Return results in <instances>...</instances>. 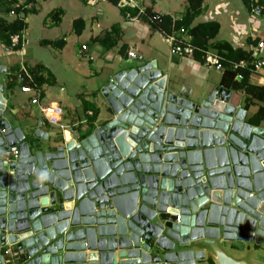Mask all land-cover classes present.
Here are the masks:
<instances>
[{
	"label": "water",
	"instance_id": "obj_1",
	"mask_svg": "<svg viewBox=\"0 0 264 264\" xmlns=\"http://www.w3.org/2000/svg\"><path fill=\"white\" fill-rule=\"evenodd\" d=\"M124 65L101 89L111 117L47 152L3 118L0 84V264L4 245L24 250L21 264H204L188 247L262 248L264 127L222 86L195 104L156 65ZM12 135L20 156L6 161ZM214 252L212 263L247 264Z\"/></svg>",
	"mask_w": 264,
	"mask_h": 264
},
{
	"label": "rangeland",
	"instance_id": "obj_2",
	"mask_svg": "<svg viewBox=\"0 0 264 264\" xmlns=\"http://www.w3.org/2000/svg\"><path fill=\"white\" fill-rule=\"evenodd\" d=\"M206 1L207 8L202 9L201 16L197 17L193 21V24L203 21L204 17L211 20L217 19L220 22L221 29L215 40H225L232 44L234 41L230 28L231 15H229V10H237L238 1ZM222 3L225 5V10L223 12L222 10L216 11V7L219 4L222 6ZM147 4H154V8L157 10L171 12L174 16L179 17L187 6V0H147ZM35 9V13H30L25 18L28 32L25 48L27 56L23 58L26 65H29L31 57L45 62H51L52 70L58 75V84L46 87L48 101L59 102L62 109L67 112L68 119L71 120L74 115L71 107L76 108L80 99L82 100L83 97H86L100 113L98 121H96L97 119L90 120L86 116V119L89 120L87 123L88 126L97 125L110 118L111 116L107 110L108 104L101 93V89L108 81L110 75L118 73L121 70H128L130 66L122 64L119 54L115 49L107 53L100 44H94L92 37L95 39V31L100 32L107 28L109 30L113 24H123L124 17L121 15L120 9L105 0H98L94 6H90L81 0H39L35 4ZM60 10L63 14L60 15V21L56 23L53 15ZM215 12L218 15H213ZM83 16L88 17V20L86 21L84 31H82L81 35H78L74 30H71L72 22ZM249 16L253 18L251 15ZM240 20L245 25H249V21L243 13L240 15V18L236 19V22ZM131 25H127V28H131ZM133 25L138 27V30L144 37L145 45L149 46L148 53L150 54L152 50H156L154 54L158 55L159 62L163 63V71L166 72L169 88L180 91L182 86H179V81L182 77H185L187 82L185 85L187 84L186 87L191 90L189 98L191 102L200 104L210 99L211 95L219 87L218 83L221 77L219 71L204 64H202L199 71L194 73L190 72L189 68L183 69L182 71H178V67L172 70L168 69L167 56L169 45L165 42L162 35L157 30L150 32V34H153L152 37L147 35V30L151 31L152 29L146 22H133ZM141 26L144 27V30L141 29ZM260 31L261 33L259 34L261 35L259 36L264 37V21L262 22ZM248 32L244 33L242 38L247 37ZM62 38L65 41V47L62 52L51 45L47 47L40 44L43 40L56 41ZM150 38L152 39L150 40ZM80 44L88 46L92 51L91 61H89L90 55L88 53H80L78 51V48L81 46ZM243 44L247 48L246 42ZM150 58L152 57H147L146 59ZM4 79L3 74L0 73V84H2ZM60 86H64V92H60ZM3 93L7 100V109L3 113V118L9 122L12 129L21 128L23 130L26 136V142L32 153L39 151L47 152L59 146L61 141L57 128H52L54 136L49 134V139L46 141L35 137L40 114L34 106L28 105L27 114L18 112L12 115L11 108L18 106V90L12 89L8 85ZM232 93L234 94L232 102L239 101V104L242 106L244 95L237 94L234 91ZM76 110L82 115L78 119H83L84 113H82V110L79 108ZM256 110L257 108L255 107L251 108L247 112V116L250 117ZM262 243L263 246L261 249H255L252 243H238L236 241L233 244L226 245L216 240L214 246L208 247L204 242L200 241L198 245H192L188 249L205 251L208 259L204 261V264H215L209 260L215 256L214 248L221 250L225 255L237 261H244L247 264H264V241ZM178 249L184 250L185 248L179 247Z\"/></svg>",
	"mask_w": 264,
	"mask_h": 264
},
{
	"label": "crops",
	"instance_id": "obj_3",
	"mask_svg": "<svg viewBox=\"0 0 264 264\" xmlns=\"http://www.w3.org/2000/svg\"><path fill=\"white\" fill-rule=\"evenodd\" d=\"M3 1L4 0H0V16L4 17L7 21H12L14 19L15 15H10L9 13H7V14L4 13V8L7 6L10 9L11 5L8 3H6V5H4ZM22 1L25 2V0H22ZM37 1H39V0H35V2L29 4L25 7L29 8L31 5L35 8V4ZM97 1L98 0H88L87 4H89L90 6H94V4ZM224 1H227V0H224ZM237 1L239 3L237 10H229V15H231L230 28H231V32L233 34V41H234V42H232L231 45L233 47H241L243 49L249 50V47H250V44L248 43L249 40L250 41L251 40H256V41L263 40L264 41V37L259 36V35H261L259 33H261L260 29L262 28V22L264 21V15L259 16V17H255V18H251L249 16V12L247 10L245 1L244 0H237ZM206 2H207L206 0H202V3H201L202 9L207 8ZM187 4H188V0H187ZM148 6H149V8H151L152 11L159 13L161 15H168L172 19L178 18V16L177 17L174 16L171 12H165V11L157 10L156 8H154V4L148 5ZM218 10H222V12H223V10H225V5L222 3V6H220V4H219L216 7V11H218ZM242 13L245 17H247V20L249 21V25H245L241 20L236 22V19L240 18V15ZM27 15H29V13ZM213 15H218V14H216V12H215V13H213ZM8 16H10V17H8ZM25 18H26V16H25ZM79 19L83 20L84 29H85L86 21L88 20V17L83 16L82 18L80 17ZM203 21H215V22H217L219 24V31H220L221 25L217 19L211 20V19H208L207 17H204ZM138 22H140V21H138ZM134 23H135V21H134ZM118 24H119V28H120L121 38H120L119 44L117 45L115 50L119 54V57H120V60L122 61V64L124 65V62L126 61V58H125L126 52L128 50H133L137 54H140L142 56V60L139 63H144L147 61H151V62L155 61L156 65H157L156 67L160 71H162L163 74L166 75V72L163 71V63H160L158 55L154 54V52L156 50L154 49L151 51L150 54L148 53L149 46L145 45L144 37H143L142 33L138 30V27L133 25V22H131L132 25L129 24V22L126 21L125 19H124L123 24H120V23H118ZM127 25H131V28H127ZM141 29L144 30V27L141 26ZM71 30H73V28H71ZM107 30H108V28L105 29L104 31H107ZM155 30H157V32L161 35V33H160V31H158V29H155ZM152 31H154V30H151V31L147 30V35H150V37H152L153 34H150V32H152ZM247 31H249L247 34V37L245 36L244 38H242V35H244V33H247ZM95 32H96L95 39L92 37V41H94V44H99L98 39H99L100 35L102 34L101 32H103V31H100V32L95 31ZM27 34H28V32H27V24H26V28L24 30V45H23V50H22L23 52H20V53L18 52V50L14 51V50H11V49L3 46V43L0 42V68L3 67V70L0 69V73L3 74L4 78L8 77V81L6 83V86L9 85L12 87V89L18 90V92H19V101L17 103L18 106L15 108L12 107L11 113H12V115L17 114L18 112L27 114L28 105L34 106L40 114L38 121H41V123H42L41 127H42V129H44L45 132L53 133L52 128H57L59 130V133H60V139H62V137L65 139H69L75 134L76 130L78 129L77 127L84 128V127L88 126L87 123L89 120L86 119V116L89 117V115L87 114V112L89 110H84L83 104H82V100H85V101H88V100L86 97H83L82 100L80 99V102L76 108L71 107L72 112H74L73 118H71V120L68 119V115H66L67 112L64 109H62V106L59 102L48 101L47 95H46V87L57 85L58 84V75L56 74L55 71L52 70V64L50 61L45 62L43 60L31 57L29 65L25 64L23 57L27 56V51L25 49L26 45H27V39H26ZM81 34H82V32H81ZM81 34H79V35H81ZM151 39L152 38H150V40ZM163 39H164V37H163ZM43 41H45V40H43ZM43 41L40 42L41 45L47 46V47L50 46L47 44H43ZM49 41H53V40H49ZM243 41L246 42L247 48H245ZM82 45H84V44H82ZM121 45H125V49L122 53L119 52V47ZM84 46L86 47V50L81 52L80 48H78L79 49L78 51L80 53H85V52L88 53L90 55L89 61H91L93 53L88 46H86V45H84ZM64 47L65 46H63V48H61V49H59V48H57V49H59V51L62 52V50H64ZM110 52H111V50L107 51V53H110ZM147 57H152V58L146 59ZM202 64H204V63H200V62L196 61L195 59L171 55L169 52V49H168L167 66L169 67L168 69H170V70H172L176 67H178V71H182L183 69L189 68L190 72L194 73V72L200 70ZM204 65H206V64H204ZM37 66H40L44 69V70L40 69L39 75H41L43 77V79H45V81L42 84H40V85L37 84L41 90L39 105L38 104L37 105L32 104L30 102V99L33 96V93H22L20 91V87L31 85V81L34 80L33 75L31 74V70ZM166 77H167V75H166ZM179 83H180L179 86L180 85L182 86L180 90H182L183 88L188 89L189 93L191 95V90L188 87H186L187 84L185 85V83H187L185 77H182L180 79ZM249 83L253 84V85H256V84L264 85V79L257 77V76H254V75H251L249 78ZM166 84L168 86V79L166 80ZM218 84L220 87L221 86L220 83H218ZM225 89H227V88H225ZM59 90H60V92H64V86H60ZM214 94H215V92L211 95L210 98H213ZM237 94H239V93H237ZM233 95L234 94L231 91V95L229 97V101L231 103H233L232 102ZM234 103L237 107L243 108L241 106V104H239V101H236ZM44 105L56 107V108L60 109V115H59V118L57 119V121H58L57 124H50L47 121V119H45L43 117L40 106H44ZM257 106H258L257 103H255L253 106H250L247 110H245L246 111L245 119L248 118L247 112L253 107L257 108ZM77 108L82 110V113H84L83 119H78L82 115H81V113L77 112V110H76ZM99 117H100V113L98 110V114L96 117L97 120L96 119L95 120L98 121ZM260 126L261 127L264 126V123L261 124ZM75 127L77 128L76 130H75Z\"/></svg>",
	"mask_w": 264,
	"mask_h": 264
},
{
	"label": "trees",
	"instance_id": "obj_4",
	"mask_svg": "<svg viewBox=\"0 0 264 264\" xmlns=\"http://www.w3.org/2000/svg\"><path fill=\"white\" fill-rule=\"evenodd\" d=\"M87 3L88 0H81ZM111 4L117 6L118 0H105ZM4 5H6V2ZM35 0H25L22 6L15 7L16 15L12 21H7L4 17L0 16V42L3 46L11 48L10 38L11 34L21 33L26 28L25 16L29 13H35L36 9L30 5L25 7ZM202 0H188V4L185 7L184 12L177 18L172 19L168 15L161 17L159 27L166 32L172 30L184 29L185 35L190 36V42L196 48L194 51V59L200 63H203V51L212 50L219 54L224 60L222 62L223 71L221 72L220 85L223 88H227L235 93L243 94L244 100L242 107L247 110L250 106L257 103V110L246 119V121L253 126H260L264 123V85H253L249 83L251 73L248 68H238L236 70L231 68V61L245 60L251 62V52L241 47H233L231 43L227 41H216L217 34L219 32V24L215 21H200L193 24V21L202 14ZM150 10V9H149ZM10 9L6 6L4 13H9ZM121 15H123V9H120ZM63 12L57 11L54 13L53 18L56 23L60 21V15ZM134 14V12H133ZM152 30L157 29L155 25H149ZM72 28L76 34H81L84 30V22L81 19H75L72 22ZM121 38L119 24H113L109 30L103 31L98 39V43L103 47L105 51L113 50L119 44ZM250 45L257 43L256 40H249ZM43 44L51 45L55 48H63L65 45L64 39L56 41H43ZM17 49V48H16ZM125 49V45L119 47V52L122 53ZM260 59H264V51L259 55ZM44 70L42 67L37 66L31 70L34 82L38 85L42 84L45 79L39 75V71ZM237 74L241 75V79L236 77ZM84 110H91V115L88 117L90 120H94L97 117L98 109L91 103L82 100ZM79 128V127H78Z\"/></svg>",
	"mask_w": 264,
	"mask_h": 264
},
{
	"label": "built area",
	"instance_id": "obj_5",
	"mask_svg": "<svg viewBox=\"0 0 264 264\" xmlns=\"http://www.w3.org/2000/svg\"><path fill=\"white\" fill-rule=\"evenodd\" d=\"M6 3L11 5L9 14L16 15L15 7L22 6L24 2L22 0H4ZM249 15L253 18L264 15V0H244ZM117 7L119 9H123V17L128 22H138L143 21L146 22L147 25H155L160 31L162 37H164L165 42L169 45V52L171 55H176L180 57H188L190 59H194V51L196 48L190 42V36L185 35V31L183 28L178 30H172L171 32H166L162 30L159 25L162 21V15L156 12L149 10L147 0H118ZM134 12V14H133ZM11 43V50H18V52H23L24 45V31L21 33L11 34L9 36ZM17 48V49H16ZM86 50V47L82 45L80 47V51ZM249 51L251 52V62H247L245 60L239 61H231V68L236 70L238 68H248L251 75L260 77L264 79V59H260L259 55L262 51H264V41H257L255 44H251L249 47ZM142 56L137 54L133 50H128L126 52V61L132 62H141ZM223 58L217 54L215 51L205 50L203 51V63L209 67L214 68L220 73L223 71ZM154 64L156 62L147 61L145 64ZM153 66V65H152ZM157 66V65H156ZM236 77L241 79V75L237 74ZM20 91L22 93H33V96L30 99L32 104L39 105V99L41 90L40 87L34 82L31 81V85L20 87ZM42 115L50 124H57V119L60 115V109L51 106H40ZM91 110L87 112V114L91 115ZM160 120H157V123ZM78 128V127H77ZM75 127V130L77 129ZM151 132V130H150ZM17 138L15 135H12L11 141L12 144L7 146L2 151V159L6 161L17 160L20 156V152L18 149V143L16 142ZM179 215H177L176 220H179ZM1 255L3 259V264H21L25 258V252L23 249L16 248L12 245H4L1 249Z\"/></svg>",
	"mask_w": 264,
	"mask_h": 264
},
{
	"label": "clouds",
	"instance_id": "obj_6",
	"mask_svg": "<svg viewBox=\"0 0 264 264\" xmlns=\"http://www.w3.org/2000/svg\"><path fill=\"white\" fill-rule=\"evenodd\" d=\"M149 7V6H148ZM150 10H151V8H149ZM152 11V10H151ZM154 12V11H153ZM123 16V15H122ZM163 16V15H162ZM157 28V27H156ZM158 29V28H157ZM159 31V30H158ZM82 46V45H81ZM81 52H83V51H81ZM125 58H126V56H125ZM126 62V61H125ZM45 176H46V174H45ZM45 176H42V178H45Z\"/></svg>",
	"mask_w": 264,
	"mask_h": 264
}]
</instances>
